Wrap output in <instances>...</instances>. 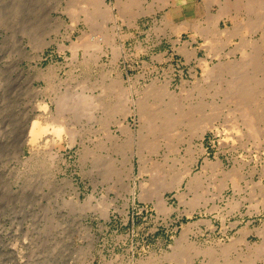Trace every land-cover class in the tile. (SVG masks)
Returning a JSON list of instances; mask_svg holds the SVG:
<instances>
[{
  "label": "rangeland",
  "instance_id": "obj_1",
  "mask_svg": "<svg viewBox=\"0 0 264 264\" xmlns=\"http://www.w3.org/2000/svg\"><path fill=\"white\" fill-rule=\"evenodd\" d=\"M123 1L106 0L108 19L85 0H0V264H236L264 247V126L248 130L210 85L218 64L258 72L240 43L260 38L264 4L229 36L226 16L209 27L225 0Z\"/></svg>",
  "mask_w": 264,
  "mask_h": 264
},
{
  "label": "bare ground",
  "instance_id": "obj_2",
  "mask_svg": "<svg viewBox=\"0 0 264 264\" xmlns=\"http://www.w3.org/2000/svg\"><path fill=\"white\" fill-rule=\"evenodd\" d=\"M118 1V0H117ZM123 1V0H122ZM129 1V0H128ZM135 1V0H134ZM165 1V0H164ZM83 2V1H82ZM85 2H86V4H87V8H89V9H87V10H89V12L91 13V16L92 15H98L99 14V11H101V10H105L106 11V15L107 16H101V17H106V18H108V17H111V9H112V6H111V4H107V2H106V0H85ZM255 2H257V4L255 5V4H253V6H252V1L251 2H249L248 3V0L245 2V1H238L237 2V4L236 5H238L237 6V8H236V6L233 4V5H231L232 3H227L226 2V0L224 1V3L223 4H221L220 5V9H219V11L214 15V16H211L209 19V22L210 23H212V24H209V27H210V29H211V27H213L214 26V28H212L211 29V31H212V33L214 32V33H218L216 30H215V27H216V29H218V28H220V27H218L217 25L215 26V22H217V19H219L220 17H222V16H226V19H225V23H226V30L225 31H221L220 30V33L221 32H227L226 34H229V36H234V35H238V34H241L242 32H244V30L245 29H247L248 27H249V25H248V22H249V20H252V19H250L251 17H250V15H249V13L247 12V11H249V10H253V8L254 7H258V4L259 3H262V4H264V0H256ZM259 2V3H258ZM84 3V2H83ZM119 3H120V1H119ZM122 4H120V6L121 5H123V6H121V8H120V10L122 9V7H123V9L124 8H126V6L127 5H125V4H127V2H125V1H123V2H121ZM135 3V2H134ZM222 3V2H221ZM253 3H254V1H253ZM69 5V4H68ZM131 5V4H130ZM255 5V6H254ZM125 6V7H124ZM80 7V6H79ZM82 8V12H83V14L86 12V10L84 11V8L86 7V6H81ZM261 7V6H260ZM232 8H234V9H232ZM119 9V8H118ZM75 10V9H74ZM80 10V9H79ZM117 10V9H116ZM242 10H244L245 11V13H247L246 14V18L245 19H243V20H246V21H244V23H240L241 21H239V18L241 17H239L238 18V15L237 14H239ZM233 11H234V13H235V15L234 14H232L233 13ZM243 11V12H244ZM254 11V10H253ZM260 11V10H259ZM80 12V11H79ZM102 12V11H101ZM262 12V11H261ZM87 13V12H86ZM85 13V14H86ZM71 14H73V13H71ZM89 14V13H88ZM114 14V13H113ZM251 14V13H250ZM90 15V14H89ZM100 15V14H99ZM102 15V14H101ZM104 15V14H103ZM241 15H242V13H241ZM85 16H88L87 14L85 15ZM252 16V15H251ZM90 17V16H89ZM250 17V18H249ZM83 18V17H82ZM86 18V17H85ZM84 18V19H85ZM93 18V17H92ZM86 19H88V18H86ZM109 19V18H108ZM90 20V19H89ZM91 21V20H90ZM229 21V23H230V26H228V24H227V22ZM206 23V22H205ZM256 27H257V29L256 30H259V31H261V35H260V38L257 40V41H254V42H251V40H248V39H243V40H241V46H243V47H248V46H246V45H248V44H251L252 45V47H253V52L251 53V52H249V54H247V50L246 51H244V52H246V54H244L243 53V51L241 52L242 54H244L243 55V58H242V63H241V65L243 64H256L257 63V71L258 72H256V74H252L251 75V73L250 74H243L244 73V71L242 72L241 71V73H240V70H239V72L238 71H236L235 70V66H237V64L234 66V65H232V66H226L225 64H224V67H222L223 66V64H222V66H220L219 64V66L218 65H216V67L217 68H214L213 66V68H214V70H213V72L211 73V77H212V83L210 82V85H212V87L214 88L215 86H217V88H215V90H213V91H216L217 93L218 92H220V93H222V94H225V96L226 97H229V98H232V99H229L228 98V102H227V99L226 98H223V99H226L225 101L227 102V103H229L230 102V100H232L231 102H232V106H233V104H234V106L235 107H232L233 108V110H235V109H238L239 111H238V115H239V112H240V116H241V121H242V125L243 126H247V129L248 130H253V132H254V130L256 129L255 128V126L256 127H258V126H264V121H261L260 122V120L264 117V47L262 46V39L264 40V14L263 15H258L257 14V16H256ZM184 26V25H183ZM196 26V25H195ZM181 28H183V27H181ZM181 28H179L178 27V30L179 29H181ZM201 28V27H200ZM198 29H199V26H198ZM207 29H208V27H207ZM210 29H209V31H210ZM223 30V29H222ZM206 32H209L208 30H205ZM253 31V30H252ZM198 32H201V31H199L198 30ZM195 33V32H194ZM211 32H210V34H212ZM224 33V34H225ZM201 34V33H200ZM104 35V34H103ZM219 35V34H218ZM228 36V37H229ZM203 37V36H202ZM225 37V36H224ZM228 37H226V38H228ZM212 38V37H211ZM215 38H216V36H215ZM206 39V38H205ZM220 39V38H219ZM230 39V38H229ZM233 39V38H232ZM218 40V39H217ZM228 40V39H227ZM209 41H212V39L211 40H209ZM214 41H215V39H214ZM214 41L213 42H211V43H214ZM224 41V40H223ZM215 42H217V41H215ZM219 42V41H218ZM220 43V42H219ZM72 44V43H71ZM76 45H78V44H76ZM216 45V44H215ZM241 50H242V48H240ZM204 59V58H203ZM239 59H240V57H239ZM234 61V60H233ZM222 62V61H221ZM224 63V62H223ZM238 63V62H237ZM233 64V63H232ZM230 65V64H229ZM244 65V66H245ZM260 65V66H259ZM211 66V65H210ZM215 66V65H214ZM259 66V67H258ZM208 67V66H207ZM211 67V68H212ZM235 67V68H234ZM238 68H241V66L239 67V66H237ZM256 68V67H255ZM206 69L207 68H205V71H206ZM209 70H210V67L208 68ZM208 69H207V71L206 72H208ZM243 70V69H242ZM247 71V70H246ZM210 72V71H209ZM258 73V74H257ZM207 74V73H206ZM209 74V73H208ZM44 76V75H43ZM210 77V76H209ZM216 78V79H215ZM205 79H207V78H205ZM209 83V82H208ZM82 84V83H81ZM109 86V85H108ZM116 86V85H115ZM87 87V86H86ZM111 87V86H110ZM81 88V87H80ZM118 88V87H117ZM87 89V88H86ZM103 90H105V88L103 89ZM259 92V93H258ZM91 93V92H90ZM215 93V92H214ZM217 93H215V94H217ZM258 93V95H259V97H258V99H254V97H255V95ZM68 94V93H67ZM87 94V93H86ZM84 95L83 96V94H82V97H81V103H80V105L82 104V106L84 105V104H86L87 102H90L91 101V99H94V98H91L90 97V95ZM187 94V93H186ZM122 95V94H121ZM219 95V94H218ZM58 96V95H57ZM68 96V95H67ZM81 96V95H80ZM213 96V95H212ZM223 96V95H222ZM120 97V96H119ZM212 98V97H211ZM202 99V98H201ZM222 99V98H221ZM55 100V99H54ZM212 100L213 99H211V102H212ZM258 100V101H257ZM42 101V100H41ZM60 101V100H59ZM59 101L57 102V106H56V109H58V107L60 106V109H61V107H62V102H63V100L61 101V104H59ZM189 101V100H188ZM253 101V102H252ZM255 101H257V103L255 102ZM71 102V101H70ZM92 102V101H91ZM203 102H204V100H203ZM213 102H215L214 100H213ZM212 102V103H213ZM37 103V102H36ZM45 103V102H44ZM73 103V102H72ZM76 103V102H75ZM74 103V104H75ZM84 103V104H83ZM93 103V102H92ZM141 103V102H140ZM140 103H135L136 104V107H137V109L139 110V112L142 114H144V113H146L147 112V110H146V108H145V110L146 111H142V108L144 107V106H142L141 107V105L142 104H140ZM172 103V102H171ZM209 103V102H208ZM210 104V105H212L211 106V109H210V107H209V104L207 105L208 106V108H209V110H211V113L210 112H208V115H209V113L210 114H212L214 117L215 116H217V114L218 113H216V115H214V113L216 112L215 110H216V108L217 107H219V105L217 104V107H216V105H214V104ZM255 104V107L256 108H258V113L256 112V110L257 109H255L254 107H253V104ZM125 104V103H124ZM206 104H207V102H206ZM222 104V103H221ZM42 105L44 106V104L42 103L41 104V106L40 105H38V107H42ZM64 105V104H63ZM117 105V104H116ZM115 105V106H116ZM203 105V104H202ZM72 106H74V105H72ZM118 106V105H117ZM119 106H120V104H119ZM127 106H128V104H127ZM126 105L124 106V107H127ZM166 107H161L160 109L161 110H159V112L160 111H162V112H164V113H167L166 112V109H167V107L169 106V105H165ZM44 107H46V105L44 106ZM44 107H42V108H44ZM63 107H65V106H63ZM78 107L79 106H77V104H76V109L78 110ZM96 107V106H95ZM123 107V106H122ZM86 108H88V107H86ZM118 109H123V108H121V106L120 107H117ZM128 108V107H127ZM198 107H197V105L196 104H188L180 113H179V117L180 118H186V119H189L188 120V123H190V122H192V121H190V118H191V116H190V114L189 113H192L193 111L195 112V111H197L198 109H197ZM207 108V107H206ZM231 108V107H230ZM63 109V108H62ZM66 109V108H65ZM82 110H83V108H81ZM150 109V108H149ZM148 109V110H149ZM197 109V110H196ZM59 110V109H58ZM57 110V111H58ZM82 110H80V111H82ZM89 110V109H88ZM129 110V109H128ZM127 109H126V112L125 113H127V111H128ZM170 110V109H169ZM176 110V109H175ZM220 110V109H219ZM231 110V109H230ZM229 110V111H230ZM232 110V111H233ZM56 111V113L59 115V111L57 112ZM114 111V110H113ZM125 111V110H124ZM215 111V112H214ZM228 111V112H229ZM78 112V111H77ZM115 112V111H114ZM117 112V111H116ZM136 112V111H135ZM149 113H150V111H148ZM147 112V113H148ZM198 112V111H197ZM201 112V111H200ZM237 112V111H236ZM61 113V112H60ZM147 113H146V115H147ZM233 113H234V111H233ZM140 114V115H141ZM61 115H63L62 113H61ZM145 115V114H144ZM194 115V114H193ZM206 116H207V113L205 114ZM235 115V114H234ZM52 116V115H51ZM54 116V118L52 119V118H50V119H52V120H54L55 119V115H53ZM211 118L213 117V116H211V115H209ZM50 117V116H49ZM57 117H59V119H61L60 118V116H57ZM162 117V116H161ZM164 117H166L167 118V120H168V118H171V116H169L168 114L166 115V116H164ZM190 117V118H189ZM209 117V118H210ZM163 118V117H162ZM204 118V117H203ZM208 118V116L207 117H205V119H202V120H199L197 123H194L195 121H193V123H194V125H193V128H195L197 131H198V133H199V136H202V133L207 129V128H209V127H211V126H213V124H212V119H209ZM237 118V117H236ZM243 118V119H242ZM144 119H145V117H144ZM143 119V120H144ZM165 119V118H164ZM197 119V118H196ZM260 119V120H259ZM55 120H57V118L55 119ZM62 120H64V119H61V121ZM192 120V119H191ZM232 121H234L235 119H231ZM258 120V121H257ZM263 120V119H262ZM38 121H40L39 119L38 120H35L34 119V121H32L31 122V124H30V130H29V132L31 133L30 134V138H31V140L34 142V140L35 139H37V137H39V135L42 133V132H44L45 131V127L44 126H42V124L41 123H39ZM42 121V120H41ZM49 121V120H48ZM165 121H166V119H165ZM170 120H168V122H169ZM51 122V121H50ZM163 122V121H162ZM225 122V121H224ZM57 123H58V121H57ZM60 123V122H59ZM179 123H180V121H179ZM229 123V122H228ZM237 123V122H236ZM235 123V124H236ZM49 124V123H48ZM47 124V125H48ZM262 124V125H261ZM51 125V124H50ZM54 125H55V123H54ZM60 125V124H59ZM120 125H121V123H120ZM237 125V124H236ZM57 126V125H56ZM55 126V127H56ZM149 126V125H148ZM232 126V125H231ZM235 126V125H234ZM262 126V127H263ZM52 127H54V126H52ZM54 127V128H55ZM58 127V126H57ZM60 127L62 128V131H63V127H62V122H61V125H60ZM60 127H58V128H56L57 130V132H61V129H60ZM65 127V126H64ZM167 127V126H166ZM225 127V126H224ZM233 128V127H232ZM259 128V127H258ZM65 129H66V127H65ZM123 129V128H122ZM177 129V128H176ZM175 129V130H176ZM194 129V130H195ZM72 130V129H71ZM166 130V129H165ZM178 130V129H177ZM195 130V131H196ZM241 130V129H240ZM126 131V130H125ZM237 131V130H236ZM243 131V130H242ZM256 131V130H255ZM67 132V131H66ZM66 132H64V133H66ZM168 133H169V131H167ZM166 132V133H167ZM175 132V131H174ZM249 132V131H248ZM68 133V132H67ZM71 133H72V131H71ZM70 132H69V134H71ZM197 133V134H198ZM254 134V133H253ZM163 135V134H162ZM239 135V134H238ZM41 136V135H40ZM70 136V135H69ZM111 136V135H110ZM109 136V137H110ZM114 136V135H113ZM165 136V135H164ZM167 136V135H166ZM241 136V135H240ZM252 136V135H251ZM72 137V136H71ZM256 138V137H255ZM257 138H259V137H257ZM30 140V139H29ZM31 140H30V142H31ZM71 140H73V139H71ZM258 140H260V139H258ZM74 141V140H73ZM149 141V140H148ZM264 141V140H263ZM119 142V141H118ZM222 142H223V140H222ZM70 143V142H69ZM117 143V142H116ZM121 143V142H120ZM119 144V143H118ZM123 144V143H122ZM146 144V146H147V143H145ZM150 144V143H149ZM120 145V144H119ZM152 145V144H151ZM257 145H258V143H257ZM145 146V147H146ZM177 152V151H176ZM137 153H139V152H137ZM140 155V154H139ZM138 155V156H139ZM131 157V156H130ZM141 157V156H140ZM142 158V157H141ZM127 159V158H126ZM125 159V160H126ZM141 160H143V159H141ZM140 160V161H141ZM126 161H128L129 162V167L130 168H132V166H133V164H132V161H131V159L130 158H128ZM113 162V161H112ZM125 162V161H124ZM122 163V162H121ZM111 164V163H110ZM128 167V168H129ZM127 168V167H126ZM129 168V169H130ZM157 168V167H156ZM264 171V170H263ZM229 172V171H228ZM236 172V171H235ZM235 174L236 173H232L231 171L228 173V175H229V177L232 179V180H234V176H235ZM227 175V176H228ZM227 178V177H226ZM237 179V178H236ZM235 179V180H236ZM174 180V179H173ZM180 180V179H179ZM159 182V181H158ZM246 182V181H245ZM237 183V182H236ZM236 183H234V184H236ZM231 185V184H230ZM237 185V184H236ZM251 186V185H250ZM164 188H165V186H164ZM163 189V188H162ZM168 189V188H167ZM156 190V189H155ZM154 190V191H155ZM149 191H151V190H149ZM201 191V190H200ZM142 193V192H141ZM161 194V193H160ZM201 194V193H200ZM76 196V195H75ZM198 196V195H197ZM160 197V196H159ZM161 198V197H160ZM232 204V203H231ZM158 206V205H157ZM233 207V206H232ZM263 231V230H262ZM261 234H262V232H261ZM263 234H264V232H263ZM262 236H264V235H262ZM263 238V237H262ZM230 244V243H229ZM254 244H256V243H254ZM260 244H261V241H260ZM228 245V244H227ZM259 247V246H258ZM258 247H255V248H257V249H254L253 251H251V250H249V254H247L246 255V257H244V258H242V260L239 262V261H236V262H238V263H236V264H255V255L257 256V254L260 252V250H261V252L264 250V247L262 248V247H260V248H258ZM229 248V247H228ZM253 248V247H252ZM227 249V248H226ZM240 250V249H239ZM251 251V252H250ZM259 251V252H258ZM225 252V251H224ZM226 252H227V250H226ZM264 252V251H263ZM262 252V253H263ZM236 254V253H235ZM261 254V253H260ZM264 254V253H263ZM262 254V255H263ZM261 256V255H260ZM227 257V256H226ZM237 257H238V255H237ZM235 259V258H234ZM230 260V259H229ZM228 261V260H227ZM230 262V261H229ZM229 262H228V264H229ZM234 264L235 262H231L230 264ZM257 264V263H256ZM261 264H264V259H263V262L261 263Z\"/></svg>",
  "mask_w": 264,
  "mask_h": 264
}]
</instances>
